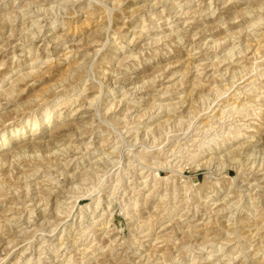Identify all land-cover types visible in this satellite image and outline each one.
Segmentation results:
<instances>
[{"label": "rangeland", "instance_id": "374dc122", "mask_svg": "<svg viewBox=\"0 0 264 264\" xmlns=\"http://www.w3.org/2000/svg\"><path fill=\"white\" fill-rule=\"evenodd\" d=\"M0 264H264V0H0Z\"/></svg>", "mask_w": 264, "mask_h": 264}, {"label": "bare ground", "instance_id": "6f19581e", "mask_svg": "<svg viewBox=\"0 0 264 264\" xmlns=\"http://www.w3.org/2000/svg\"><path fill=\"white\" fill-rule=\"evenodd\" d=\"M37 121V120H36Z\"/></svg>", "mask_w": 264, "mask_h": 264}]
</instances>
